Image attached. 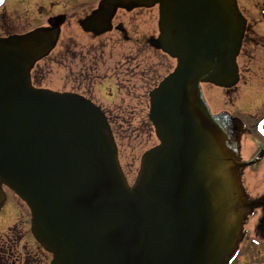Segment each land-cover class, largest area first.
Listing matches in <instances>:
<instances>
[{
    "label": "water",
    "instance_id": "1",
    "mask_svg": "<svg viewBox=\"0 0 264 264\" xmlns=\"http://www.w3.org/2000/svg\"><path fill=\"white\" fill-rule=\"evenodd\" d=\"M153 4L154 45L176 65L149 93L159 144L133 186L95 104L31 85L53 31L0 38V184L28 206L51 264H223L236 242L237 163L199 84L237 82L245 20L236 0H102L84 27L100 32L117 6Z\"/></svg>",
    "mask_w": 264,
    "mask_h": 264
},
{
    "label": "rangeland",
    "instance_id": "2",
    "mask_svg": "<svg viewBox=\"0 0 264 264\" xmlns=\"http://www.w3.org/2000/svg\"><path fill=\"white\" fill-rule=\"evenodd\" d=\"M50 1L33 0L27 6L25 4L20 5L18 0H7L5 6L6 13L3 15L4 20L7 21V27L10 31L15 32L17 31L16 28L22 27L18 30L30 28L44 23L43 20L49 13L64 12V10L65 12H70V15L76 18V16L83 14L81 13L82 11L84 12L95 7L98 0H80L82 3L70 0L67 1L66 9H64L63 5L52 6ZM39 3H43L45 8L39 7ZM15 7H18V10ZM151 10L154 11L151 14H154L153 16L157 20L156 7ZM18 18L24 26L17 25ZM75 20L69 19L64 28L65 31L70 30L72 32L77 42H79L78 40L81 41L80 43H74L71 49L77 55L83 54L85 60L82 63L78 59L69 60L64 58V61L61 60L59 53L61 54L62 49L58 43L48 56L40 59L35 64L32 74L34 76L37 73L38 77L34 79V82L37 86L55 91L77 89V92L89 96L99 103L111 121V127L118 146L120 162L125 171L129 173V178L133 180L139 169L141 154L146 149L158 143L153 127L147 118L148 96L146 93L140 92L136 85L125 83L123 80L119 83L121 77H127L129 72L121 73V71L116 72L114 69H110L112 72L109 75L119 73L121 76H119L118 80L116 79L118 81V88L114 91H107L106 89L98 90L97 86L90 87L86 84L92 82L94 85H97L98 82H101L100 79L102 76H100V72L102 73L104 65L110 62L115 63L117 57L119 58L117 56L118 54L131 53V59H135V61L130 62V65L135 70H139L137 72L139 75H142L141 72L144 70L145 74L150 65L158 64L161 65L158 68V77L164 76L175 65V60L162 53L158 49L159 47H153L149 44L147 46L111 45L108 44L109 42H106V46H95L98 50L90 52V49L94 47H90L89 45L95 42L87 38L89 35L85 31L81 32L79 26L75 24ZM137 20H141L139 22L140 30L144 29L147 20L145 19L143 21L141 18ZM147 31L149 32L150 29ZM252 31H256L263 38H259L258 42L252 45L249 42L247 43V41L242 45L241 52L237 57L241 80L236 85L237 88H235L233 93L226 94L225 90L215 85H202L204 97L214 112L226 110L231 116L236 115L238 101L235 100L237 99L238 92L240 91L239 93L242 94L246 90L247 85H253L251 78L254 79L259 70L256 61H264V29H255ZM153 33L154 36H152L151 41L156 39V33H158L156 25ZM137 54L144 55L145 59L141 56L137 58ZM250 57L256 60L250 62L248 59ZM94 58H97L99 61L98 64H95V60L92 61ZM123 63L126 64L125 62ZM93 64L95 65L92 66ZM86 75L90 76V81L86 80ZM130 77L131 83H133L136 80V76L133 77L130 74ZM130 86L132 88H128ZM141 123L142 126L140 125ZM7 195L11 199L5 201L0 209V247L7 251L6 256L10 260L9 264L28 263L24 260L28 253L30 255L29 258L33 260L31 264H48L52 256L49 253H45L43 247L38 245L36 239L30 232V213L27 206L11 191L7 190Z\"/></svg>",
    "mask_w": 264,
    "mask_h": 264
},
{
    "label": "flooded vegetation",
    "instance_id": "3",
    "mask_svg": "<svg viewBox=\"0 0 264 264\" xmlns=\"http://www.w3.org/2000/svg\"><path fill=\"white\" fill-rule=\"evenodd\" d=\"M18 1L20 5L25 4L27 6L31 1L33 2V0ZM67 1L70 0H51L50 3L52 6L63 5L64 9H66ZM77 1L82 3L80 0H75V2ZM6 3L7 0H5L4 4L0 7V37L11 33H24L36 28L52 30L58 24L59 26L55 28H57L56 30H59V34H57L56 37H53V43H55V46L59 43L60 48L62 49V60L78 59L81 63L85 60L83 54L77 55V53H73L71 49V46L74 43H80L81 41L78 40L79 42H77L75 39L76 37L73 36L72 32H70V30L65 31L64 26L69 19H76L75 24L79 26L82 32V19L88 16L93 8L84 11L85 13L82 11L81 13L83 14L76 16V18L73 17V15H70V12H65V10L64 12L58 11L52 14L49 13L44 18V23L23 30H18L22 27L16 28L17 31L15 32L9 30L6 25L7 21L4 20L3 15L6 13ZM237 5L246 20V28L248 30L264 28V0H237ZM39 7L45 8V5L39 3ZM155 7L158 14L157 4L152 6L142 5L131 8L129 6L126 8L117 7L112 13L111 28L106 32L103 31L100 33H97L94 30L87 31L86 34L89 35H87V38L92 42L94 41L95 43L92 44L95 46H106V42H109L108 44L111 45H151L152 36H154L153 29L155 25L157 27V20L154 18V14H151L154 13L151 9H154ZM15 8L18 10V7ZM20 18L22 19V17ZM140 18L143 21L145 19L147 20L146 26L142 30L139 28V22L141 20H137ZM19 20L20 19L18 18L17 25L24 26ZM148 29H150L149 32L147 31ZM157 35L158 34L156 33V37ZM258 40L259 38L257 37H253L252 39L253 43L258 42ZM117 56H119V58L117 57L115 63L110 62L109 64L107 63L104 65L102 73L100 72V76H102L100 79L101 82H98L97 85L89 82L86 85L90 87L97 86L98 90L106 89L107 91H114L118 88L117 80L119 79L120 74L109 75V73L112 72L110 69H114L116 72L121 71V73L129 72L127 77L123 75L126 78L120 76L121 79L119 83L123 80L125 83L136 85L138 90L142 93L148 94V92L160 80V77H158V68L161 65H150L145 74V70L141 72L142 76L139 75V73L137 74L139 71L138 69L135 70L132 68L133 66L131 67L130 65V62L135 61V59H131V53L118 54ZM140 56V54H137L136 57L139 58ZM141 57L145 59L144 55ZM248 59L250 62L256 60L251 59V57ZM94 60L95 64L99 63L97 58H94L92 61ZM122 62H125L126 64H122ZM256 62L258 63L257 66H259V70L254 79L251 78L253 85H247L244 93H239L236 109L237 114L232 117L226 114L223 115L225 119V129L230 135V139L227 143L231 144L235 160L244 165L241 167L237 166L236 168L240 186V197L235 201L233 211L236 212L237 215L236 222H238V235L233 249L229 253L227 261L224 264H264V150L262 151L264 147V121L260 124V120L264 116V61ZM68 64L70 65V63ZM121 68L123 69L120 70ZM130 74H132L133 77L136 76V80L133 81V83H131ZM85 78L87 81H90L89 75H86ZM128 88H132V86ZM72 90L77 91V89ZM108 93L112 94L111 92ZM259 129L262 132H260ZM259 155L260 157L256 159ZM246 162L252 163L244 164ZM122 170L128 182L132 184L135 177L133 180L130 179L129 173L125 171L123 166ZM0 253H3L2 247H0Z\"/></svg>",
    "mask_w": 264,
    "mask_h": 264
},
{
    "label": "trees",
    "instance_id": "4",
    "mask_svg": "<svg viewBox=\"0 0 264 264\" xmlns=\"http://www.w3.org/2000/svg\"><path fill=\"white\" fill-rule=\"evenodd\" d=\"M36 77H38V76H36ZM149 124V123H148ZM141 126H142V124H141ZM1 261V260H0ZM29 264H31V263H29Z\"/></svg>",
    "mask_w": 264,
    "mask_h": 264
}]
</instances>
